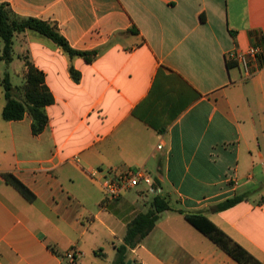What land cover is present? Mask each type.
<instances>
[{
    "label": "crops",
    "instance_id": "obj_1",
    "mask_svg": "<svg viewBox=\"0 0 264 264\" xmlns=\"http://www.w3.org/2000/svg\"><path fill=\"white\" fill-rule=\"evenodd\" d=\"M0 3L54 25L74 49L97 52L72 58L35 30L14 36L11 63L22 61L26 79L27 56L55 101L34 135L28 114L4 119L0 85V264H113L128 224L155 195L170 209L125 264H241L185 212L207 216L264 264V53L251 75L228 56L264 46V0ZM123 168L144 169L156 191L141 182L107 199L98 180ZM239 194L246 198L214 210Z\"/></svg>",
    "mask_w": 264,
    "mask_h": 264
},
{
    "label": "trees",
    "instance_id": "obj_2",
    "mask_svg": "<svg viewBox=\"0 0 264 264\" xmlns=\"http://www.w3.org/2000/svg\"><path fill=\"white\" fill-rule=\"evenodd\" d=\"M27 29L35 30L51 38L72 58L75 56H82L91 61L97 54L96 51H81L74 49L67 39L58 32L54 25L34 17L21 19L5 4L0 3V37L3 41L0 61H4L6 64H10L13 61L14 36L16 33L24 32ZM24 60L27 73L22 87V96L17 94V87L13 85L9 71H5L4 74L0 76V85L3 87L6 100L3 109V117L5 120H22L25 115L28 114L32 119V133L34 135H39L44 131L49 122V115L46 107L54 103L55 98L46 83L44 72L38 69L27 56L24 57ZM71 72L75 79H79V73L75 71L73 67H71ZM6 179L26 198L30 200L35 198V194L14 175L7 174ZM245 198V194L235 195L217 204L214 210L220 211L230 208ZM168 209H170V206L167 200L160 195H155L151 200L149 208L137 214L128 224L123 243L116 246L117 255L113 264H125L129 250L140 244L142 239L155 227L161 214ZM184 214L192 225L207 235L214 243L241 264H261L260 260L238 242L234 241L207 216L189 212H185Z\"/></svg>",
    "mask_w": 264,
    "mask_h": 264
},
{
    "label": "built area",
    "instance_id": "obj_3",
    "mask_svg": "<svg viewBox=\"0 0 264 264\" xmlns=\"http://www.w3.org/2000/svg\"><path fill=\"white\" fill-rule=\"evenodd\" d=\"M264 53V46L256 45L251 46L247 50H235L231 51L228 56L229 58L240 62L247 74L251 75L253 73V64L259 58V55ZM159 148L162 145H158ZM100 170L95 169L89 172L92 179L98 180L97 176L100 174ZM98 182L102 186L107 199H119L123 193L133 187L138 186L141 182L151 186L153 192L156 191L154 186V180L152 177L142 168H123L119 170H112L109 174L99 179ZM78 252L73 250L71 252V257L75 260Z\"/></svg>",
    "mask_w": 264,
    "mask_h": 264
},
{
    "label": "rangeland",
    "instance_id": "obj_4",
    "mask_svg": "<svg viewBox=\"0 0 264 264\" xmlns=\"http://www.w3.org/2000/svg\"><path fill=\"white\" fill-rule=\"evenodd\" d=\"M16 51H18V49H16ZM23 68H24V64L22 63L21 60H19L18 58L15 59V62L11 63V64H6L5 62L1 63V73L3 74L4 70H8L11 74V80L14 86L17 87L16 92L17 94H21L23 95V84L25 82V78L23 75ZM105 251L109 252V255H112L113 249L111 247V245H108V243H106L105 245ZM88 254L90 256H93V253L90 251L88 252ZM99 264H110L109 259H101V258H96ZM90 264H94V263H90Z\"/></svg>",
    "mask_w": 264,
    "mask_h": 264
}]
</instances>
